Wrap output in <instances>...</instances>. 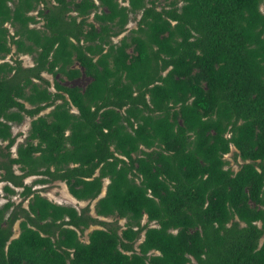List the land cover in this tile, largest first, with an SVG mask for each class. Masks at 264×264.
<instances>
[{
    "label": "trees",
    "instance_id": "16d2710c",
    "mask_svg": "<svg viewBox=\"0 0 264 264\" xmlns=\"http://www.w3.org/2000/svg\"><path fill=\"white\" fill-rule=\"evenodd\" d=\"M122 1L0 0V264H264V0Z\"/></svg>",
    "mask_w": 264,
    "mask_h": 264
},
{
    "label": "rangeland",
    "instance_id": "374dc122",
    "mask_svg": "<svg viewBox=\"0 0 264 264\" xmlns=\"http://www.w3.org/2000/svg\"><path fill=\"white\" fill-rule=\"evenodd\" d=\"M122 1V0H121ZM170 0H155V3L157 4V7L160 8L161 6H167L169 4ZM123 3H126L127 1H122ZM180 3V1H179ZM261 9H264V3H261ZM140 17V12H137L136 14H133L127 25H126V29L123 30L119 35L114 36L113 40L114 41H118L120 36L123 35L124 33L128 32L129 29H131L132 27H136L137 26V20ZM37 24H40V22H38ZM19 57L22 61V64L24 65H30L33 63V57L31 54H26V53H17L15 52V48L12 47V50L6 55V59H11L14 57ZM43 74L50 79L51 83H50V89L54 90V86H53V80L55 78V76L51 73L48 72H43ZM58 79L65 83V84H79V85H85L86 82L89 80L88 76H83L80 75L78 77H75L74 79H68L66 77H64L63 75L59 76ZM50 109V107H47L46 109L42 110L41 113H45ZM31 116L26 115L23 119L22 122L20 123H13L12 124V133L13 135H15V142L12 144V146L10 147V151L12 155L16 154V145L23 141L25 139V135L28 132V128H29V122H30ZM2 145L5 144V141L1 142ZM235 151H237L236 147L231 144L230 146V150L228 152H226L224 154V158L226 159V164L225 166H230L234 171L237 170L240 166V163L242 162V159L240 158V156H235ZM14 169L16 172H19V169L17 168V165H14ZM40 175H30L27 176L25 178V182L27 183H33V180L36 177H39ZM107 178L104 179V183H103V187L102 190L99 194V196L103 195L105 192V187H106V183H107ZM6 181L5 180H1L0 181V192H1V197H0V204L3 203L8 197L12 200H14L15 203L19 202L22 199V195L20 193L22 187H15V192L14 193H10L8 197L5 196V191L2 190V186L4 185ZM33 187L39 189V192L45 196H47L49 199L58 202V203H65V204H72L74 206H76L78 209H80L81 207L89 204L90 206V211L91 213L94 214V204L97 200V198H94L92 200H79L77 198H75L73 195L70 194V192L67 189V185L65 183L64 180H53V181H49L47 183H34ZM22 204L24 206H27V199L22 200ZM100 218L104 219V220H109V221H115L117 220V222L119 224H121L122 227H124V222L126 221V219L124 217H117L116 215H110V216H100ZM146 218L144 217L142 219V222H145ZM153 224V222H151ZM100 226L99 224H92L91 226H89L83 233H81L80 237L83 240H87V232L92 229L93 227H98ZM19 232V219H17L14 224H13V235L15 236L17 235ZM143 236V233H142ZM141 236V237H142ZM186 264H190V263H186Z\"/></svg>",
    "mask_w": 264,
    "mask_h": 264
},
{
    "label": "crops",
    "instance_id": "0c3cea01",
    "mask_svg": "<svg viewBox=\"0 0 264 264\" xmlns=\"http://www.w3.org/2000/svg\"><path fill=\"white\" fill-rule=\"evenodd\" d=\"M81 75H83V76H85V77L87 76V75H85L84 73H82ZM88 77H89V76H88ZM73 79H74V78H73ZM70 80H71V79H70ZM77 85H79V84H77ZM80 86H82V85H80ZM83 86H84V85H83ZM73 109L76 110L75 107H73Z\"/></svg>",
    "mask_w": 264,
    "mask_h": 264
}]
</instances>
